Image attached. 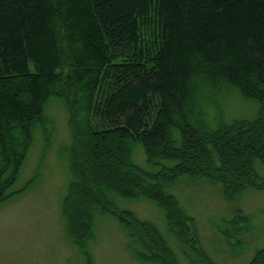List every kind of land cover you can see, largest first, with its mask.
Masks as SVG:
<instances>
[{"label":"trees","instance_id":"1","mask_svg":"<svg viewBox=\"0 0 264 264\" xmlns=\"http://www.w3.org/2000/svg\"><path fill=\"white\" fill-rule=\"evenodd\" d=\"M60 35L71 60L66 81ZM62 84L76 89L71 109L79 154L62 207L70 237L86 248L98 221L112 214L137 260L178 264L180 251L189 264H219L173 191L215 181L222 166L237 178L258 175L264 0H0V204L12 193L45 105L64 96ZM221 93L257 103V116L205 125ZM138 147L146 168L134 161ZM224 186L225 200L235 205L248 184ZM118 199L156 204L169 235ZM237 217L223 220L228 242L242 241ZM259 262L255 254L252 263Z\"/></svg>","mask_w":264,"mask_h":264},{"label":"rangeland","instance_id":"2","mask_svg":"<svg viewBox=\"0 0 264 264\" xmlns=\"http://www.w3.org/2000/svg\"><path fill=\"white\" fill-rule=\"evenodd\" d=\"M61 35L65 62L62 71L66 81L71 60ZM61 87L59 93L64 96L52 97L45 105L42 121L33 126L17 180L10 189L12 193L0 204V264H163L154 258L135 259L128 249L127 234L112 214L98 221L94 239L84 243L88 253L83 243L70 237L62 207L72 180L71 160L79 154L71 109L76 89L66 90L63 84ZM228 95L216 96L218 102L207 108L205 125L218 127L220 123L235 121L240 124L257 116V103ZM15 140L22 142L18 133ZM23 149L22 146L20 150ZM141 151L140 147L135 149L134 161L146 168V157ZM261 156L255 160L258 175L254 179L243 174L237 178L232 170L222 166L215 174V181H201L197 187L183 184L181 190L173 191L187 212L195 217L202 245L219 264H253L255 254L258 264H264V154ZM239 179L248 186L243 190L240 187L241 201L232 205L224 198L228 197L224 184ZM119 201L122 209L155 223L163 234L169 235L164 213L156 204L145 199ZM237 214L241 216L237 220L243 225L239 232L242 241L234 238L228 242L220 229L225 218L237 217ZM178 254V264L190 263L180 251Z\"/></svg>","mask_w":264,"mask_h":264}]
</instances>
